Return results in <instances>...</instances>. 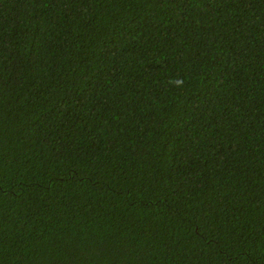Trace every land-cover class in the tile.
<instances>
[{
	"label": "trees",
	"instance_id": "1",
	"mask_svg": "<svg viewBox=\"0 0 264 264\" xmlns=\"http://www.w3.org/2000/svg\"><path fill=\"white\" fill-rule=\"evenodd\" d=\"M0 264H264V0H0Z\"/></svg>",
	"mask_w": 264,
	"mask_h": 264
}]
</instances>
